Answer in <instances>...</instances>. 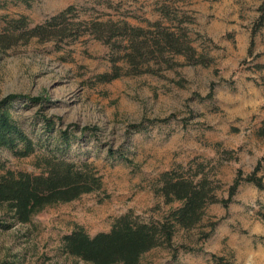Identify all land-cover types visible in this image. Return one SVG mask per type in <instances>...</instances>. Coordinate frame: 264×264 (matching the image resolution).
Instances as JSON below:
<instances>
[{
	"label": "rangeland",
	"instance_id": "rangeland-1",
	"mask_svg": "<svg viewBox=\"0 0 264 264\" xmlns=\"http://www.w3.org/2000/svg\"><path fill=\"white\" fill-rule=\"evenodd\" d=\"M264 0H0V101L35 143L24 157L0 148V176L38 174L56 155L88 163L101 176L97 190L45 205L16 221L0 206V264H90L68 254L62 236L76 227L89 235L108 231L128 215L136 222L163 221L180 205L159 192L164 171L199 172L218 199L238 170L264 183ZM74 5L73 37L27 38L10 23L28 26ZM170 10L163 16L159 7ZM126 20L147 27L160 20L186 32L205 63L183 56L150 61L153 71L133 72L125 42L95 38L93 20ZM150 29H152L150 27ZM116 60V61H114ZM144 69V68H143ZM102 74L115 76L104 80ZM264 189L241 183L227 206L213 203L194 227L178 225L168 244L145 252L138 264H264Z\"/></svg>",
	"mask_w": 264,
	"mask_h": 264
},
{
	"label": "trees",
	"instance_id": "trees-1",
	"mask_svg": "<svg viewBox=\"0 0 264 264\" xmlns=\"http://www.w3.org/2000/svg\"><path fill=\"white\" fill-rule=\"evenodd\" d=\"M20 1L29 4L30 0ZM74 9V5H69L33 26L18 19L10 23V28L20 29L27 38L48 40L56 36L75 37L80 34V29L71 28ZM159 11L164 17L170 13L165 5L160 6ZM259 11L258 23L263 25L264 4L259 7ZM85 24H90L95 38L104 43L124 41L123 58L134 68L133 72H155L150 61L165 62L172 67L177 64L172 61L176 55L183 56L190 64L205 63L203 55H196L195 48L182 28L172 29L160 20L149 22L148 28L132 25L124 19L93 20ZM255 66L264 69V63ZM107 76L101 75L104 80L115 78L116 75ZM13 97L0 101V148L24 157L35 151V143L11 117L8 106ZM256 135L264 137V117L256 129ZM43 160L45 171L41 173L7 171L0 176V206L5 205L18 222L29 221L33 213L45 205L74 200L101 186V176L88 163L77 164L56 155L45 156ZM260 169L259 161L247 175L238 170L228 188V197L224 199H218L215 187L205 175L195 179L199 172L164 171L160 175L158 190L165 202L179 201L180 205L172 208L163 221L136 222L128 215H121L108 231L94 235H89L82 227H76L62 236L63 250L90 264H138L145 252L170 242L176 225L184 229L192 228L201 221L206 206L213 203L227 206L241 183H251L258 189H264L262 177L256 174ZM258 214L264 219V206L258 210Z\"/></svg>",
	"mask_w": 264,
	"mask_h": 264
}]
</instances>
